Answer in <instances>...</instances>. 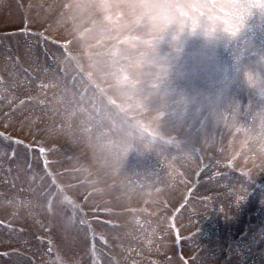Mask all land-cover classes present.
I'll return each instance as SVG.
<instances>
[{"label": "rangeland", "instance_id": "rangeland-1", "mask_svg": "<svg viewBox=\"0 0 264 264\" xmlns=\"http://www.w3.org/2000/svg\"><path fill=\"white\" fill-rule=\"evenodd\" d=\"M90 1L92 2V0ZM145 2L148 5H159L155 1ZM91 5L88 2H84L83 4L75 3L73 5H64V3L60 1L57 2L56 0H50L47 2L44 0H0V79L1 83H6V85L3 84V86H5V90L12 88L10 87V75L16 81L17 85L21 81L25 82L26 76L28 77L29 73V77L30 75L33 76L34 73L35 75H38V73L42 74V72L44 75L48 73V75L54 77L57 76L58 78L60 76L57 72H62L64 75V77L60 79L61 83H58L57 86L50 85L48 89L49 91L46 94L41 93V91H34V93L33 91H31L32 93L26 91L27 93H24L22 96L24 97L23 99L20 98L19 101L13 102V105L19 103V107H10L7 113H4V110L2 115H0V124H2L1 121L4 120V126L13 131L10 135L6 132L7 129L4 130L5 128L0 126V136L2 135L4 137H8L10 142L12 141L10 144L11 153H9L8 156H5V153L3 152V143L0 142V160L5 157L11 158L13 156L15 167L18 169L20 176L25 177L27 184L33 186L34 183L38 189H49L53 186L54 181L57 182L62 177H66L64 179L66 184H69V181L80 178L81 176L73 174L74 171L78 170V167L82 164H85L82 161L89 160V158L92 157L91 155L95 154L93 152H89L90 149L92 150L91 145L94 142V138L90 136V133L78 130L81 125V119L75 120V118L79 116L76 111L85 110L86 114H88L91 118L94 117L95 111L96 113L103 115L102 113H104L106 109H108L105 112L106 115L112 114L111 112H113V110H115V112H113L115 115H118L120 112L124 115L122 108L117 102H115V104L112 103L114 107L110 108L109 105H107L104 100L96 96L94 92L103 91L102 84L107 82L105 76L101 73L102 71L100 67L96 70L92 68L97 65L94 57L98 54H94L93 52L88 53V51H86V54H81L84 56L86 64H88V61L95 62L92 67L90 66V69L87 70H91L92 74L88 77V84L81 78L82 76L75 75L73 72L74 67L71 65L72 62H70V56L67 54L65 55V53L68 52L71 55V59H73L74 64L76 61L78 62L77 57H79L80 60H83L78 55L81 52H72L69 50L66 39L69 40V37L72 36L71 34L76 32L79 28H84L85 20L89 18L88 10L91 8ZM54 6H57L60 10L53 15L51 11ZM130 9L132 10V8ZM116 11L117 13L119 12L118 7H116ZM134 16V12L124 10L123 19L121 20V17L118 21V23H120L119 27L121 26L120 32L117 33L128 32L127 25L129 22L130 26L132 23H135L133 22ZM105 18H108V15H105L104 19ZM219 25L222 24L219 23ZM204 31H196L195 43L197 45L198 52L203 55L206 54L214 62L217 53V49L215 50L214 48L219 40L218 34L215 33L212 39L210 32H206V30ZM222 33L223 46L226 41L227 43H233L236 41V37L232 36L231 33ZM254 46L255 48H259L256 44ZM48 59L52 62V66L55 68L50 67V71L46 73V69H48V67H46L44 63L47 62ZM116 59L118 60V58ZM9 61H11V64ZM138 61L139 58L135 59V62ZM75 65L76 68H78L77 65L80 67L79 64ZM245 66V73L241 78V85L245 88L247 87V90L254 89L255 85L260 83L261 78L264 77V66L257 62L254 64L253 62H251V64L246 63ZM8 71H11L12 73L9 75V73H7ZM95 72L97 73L96 75L94 74ZM249 75L252 78L251 81H249ZM228 81L229 79L226 80V83ZM13 85L15 86L14 83ZM87 86H90L88 91ZM32 88L33 90L35 89L34 85H32ZM24 89L18 87V89H15V93L18 94L20 91L24 92ZM248 91L253 93L252 90ZM78 92L80 94L81 103L78 102V95H76ZM243 92H246V90L243 89ZM51 96H55V98L52 99ZM116 97L118 98V95ZM207 108L217 110L218 107H216L214 103H208ZM0 111L2 110L0 109ZM33 112L35 114L37 113L39 117L33 116ZM91 121L89 120L87 124H89V122L92 124V126H89L88 128H90V131L92 130L93 133L94 126H96V124ZM213 132L214 129L208 132V137L211 138L209 141H212V146H217V139L213 137ZM202 137L203 136H201L200 142L203 141ZM1 140L2 139L0 138V141ZM230 140L231 139L229 137L226 141L224 140L221 142V144L224 145L225 143L226 145H229L231 144ZM232 145L234 146V144ZM93 146L94 145H92V147ZM114 146L115 145L109 143H104L102 149L112 148ZM234 148L235 146L233 149ZM240 148V144L236 145V151ZM115 153H119V150L115 151ZM94 157H96V155H94ZM113 173H115V170ZM116 174L117 176H121L120 173L116 172ZM221 182L225 183L224 181ZM231 182L233 181H230V183ZM61 184H63V180L61 181ZM110 184L111 182L108 184V187ZM213 184L215 183L211 182L208 186L211 187ZM63 185L65 186V184ZM229 185L231 186L232 183ZM69 186V188L74 191L72 185L69 184ZM221 188L222 187L220 186L216 187L219 191H221ZM64 189H68V187ZM135 189V186L131 187L132 191H135ZM52 190L51 191L53 193L50 194L52 197L50 202L51 205L49 204L50 207L48 208V205L46 204L47 208L44 212L42 210V206L40 207V220L43 218L44 227L48 229V232L52 234V237H58V240L60 241L58 244L61 245L60 249H63L65 252L74 256L76 248L85 244V239H87V241L89 240V235L84 232L82 223L75 222V214H77V217H79V219H81L84 223V221L91 219L87 211L88 208L82 211V215L81 213L78 214V210L76 209L70 211L71 209L69 204H63L62 200L64 194L54 188H52ZM83 190L79 192L80 195L83 194ZM120 190V188H114L112 190L111 197L113 198L116 196L118 205L122 208L124 200L126 201V204H128L127 199L129 196H124V192ZM66 194L69 195V192ZM107 196H109V194H107ZM241 197L242 196H239V198H237V196L229 197L228 195H223L222 199H216L213 201L209 207H215V214L210 223L211 227L204 224L203 228L198 230V233L201 231L206 232L207 230H209L210 233H214L215 230H217V233L214 235L215 237L208 243H204V246L206 247L207 245L214 243L219 249L218 252L223 255L224 259L229 258L226 250L231 252V255L232 251H236L233 245L226 248V232L230 235L237 232L239 223L236 224L235 218H242L244 217V214L248 213L247 210H251L249 202L240 200ZM108 200H110V198H108ZM129 201L130 204L135 202L132 198H130ZM162 201L163 200L161 198L157 199V203H162ZM61 207H67L68 210L66 208V212L64 213V208ZM105 207H107L106 200L104 196H101L99 199L94 201L91 208L89 207V212L90 210H97L101 213L102 210L104 211L107 209ZM263 210L264 208H262V211L259 213L263 214ZM218 212L220 213L217 214ZM113 215H107L105 217L107 219L110 216V222L104 221V219L102 221L105 225L104 232L106 235L104 241L107 243V251L112 249V244L110 245L112 239L111 236L121 235V232H119L118 229L121 227L119 224L122 218L119 219V215L116 216L117 219L115 218L113 221ZM251 220H253V216L248 219V222L243 225V227L240 228V231L242 234L245 231H250V238L247 239L246 244L251 245V242L254 243V253L256 254L260 252L257 250L261 248V243L256 236L257 234L261 235L263 232L261 226L264 224L262 223L264 222V217L260 218L262 225L252 223ZM180 237L191 241L190 245L188 243H182L184 248L180 253L186 258L183 260L177 256V247L179 246L176 245V242L172 244V239L169 236L168 241H165V246L163 248L166 253H169V256L167 257L169 258V261H171L170 264H186V260H188L190 264H193L195 263V258L203 260L210 254L206 248H197L194 246L196 244L194 241L195 237L192 235L186 233L184 237L183 234H181ZM91 238L94 240L93 237ZM176 238L179 239L178 236ZM261 251L262 254L258 253L260 257L259 262H264V250ZM233 257L234 256L232 255L231 258ZM233 261L235 264L240 263L235 257ZM240 261L245 262V258L241 257ZM217 262H214L213 259L212 261L210 259H206V264H217ZM116 263L117 262L114 261V264ZM244 264H246V262Z\"/></svg>", "mask_w": 264, "mask_h": 264}, {"label": "trees", "instance_id": "trees-1", "mask_svg": "<svg viewBox=\"0 0 264 264\" xmlns=\"http://www.w3.org/2000/svg\"><path fill=\"white\" fill-rule=\"evenodd\" d=\"M111 1H118L120 4L126 2V6L129 7V12L135 13L133 19V22L135 23L131 22L132 25L130 26L129 22L127 25L128 31H135L140 36L145 38L142 45L145 46L144 52L146 60L151 59V56L158 57L156 61L159 65V68L155 71V66L147 65V77L141 76L142 80L136 79L134 81L135 85H138L140 88L143 87L144 91L149 90L153 94L150 96V106L154 108V112L159 111V115L156 120L162 121L164 126L169 125V128L171 130L173 129L175 132L180 131L177 128H184V133L180 135L186 134L185 137L188 139V137L191 136V129L185 124H190L191 122L188 121L187 118L190 115H193L194 118H197L198 115H203L202 112L204 111V108L201 104L203 98L200 95V91L198 92L197 83L192 82L190 84L191 92L186 89L185 85L183 86L181 83L175 84L178 77L186 78V74L188 75L191 71L184 69V63L186 62V59L182 58L181 56L182 54L180 47L182 44L180 40H182V38H180L181 33L177 30L178 24L172 23L167 15H151V10L149 8L151 5H148L145 2L155 1L158 4H164L171 2V0H124V2H122L123 0ZM130 8H132V10ZM106 34L111 36L114 35V32L113 30H110L106 31ZM164 46H168L170 50L175 51V55H172L168 58L164 56V53H162L163 55L159 54L161 52L160 48ZM162 61H164V64ZM168 68H172L175 71L173 72ZM180 69L183 70L181 71ZM194 69L199 72L196 67ZM192 73L194 74L195 70H193ZM141 83H144L145 88L141 85ZM139 87H137V89H139L138 91L143 92ZM204 98L207 99V95L204 94ZM150 113L153 114V111ZM181 119L184 121L180 124L181 121L178 120ZM198 122L200 123V121ZM216 128L217 127L215 126L214 129ZM193 135L195 134L193 133ZM198 139L200 140L201 138L199 137ZM202 142L204 143V147L211 148V143L207 138H204ZM194 143L197 144L199 141L194 140ZM190 152L191 155H193L192 148L189 149L188 153ZM156 155L157 154L150 152L149 154L143 156V160L147 162V169L150 171L149 181L151 180V183H148L147 186L144 185V188L148 187L149 189H152L155 184H159L161 182L169 185L167 186L168 188L174 187L172 185L174 184V181L171 182L170 180H163L166 178L163 175L164 169H167V171L170 170L167 167L164 169L161 167L165 164V162H167L168 165L173 166L174 163H178V161L175 159L174 153L165 150L162 151V155H157L159 158H156ZM156 162H158L159 165L156 164ZM171 174L172 171H170L168 175ZM14 179V176L12 173H9L8 170L4 169L3 172L0 173V183L7 188V191L5 192V197H7V199L0 203V264H52V256L50 257L48 254H46L47 252L45 250V244H43V242L39 239V236L33 234L35 231L37 232V229L39 226L41 227V225L37 224L38 219L37 215H35L37 213V209L34 210L35 204L32 205V193L27 188L16 186V183L13 182ZM192 183L194 184V182ZM23 213H26V217L22 219L23 226H27L28 231L26 235L16 228L15 230H12L7 227L5 229V227L1 226V221L6 223H15V221L19 219L18 216L22 215ZM196 219L199 220V218H194L192 224H195L194 220ZM135 244H139L138 240L135 241ZM133 247L128 246L123 249L124 253L127 254L126 260L128 261H131V258L128 256V254L131 252ZM140 249H143V246H141Z\"/></svg>", "mask_w": 264, "mask_h": 264}, {"label": "clouds", "instance_id": "clouds-1", "mask_svg": "<svg viewBox=\"0 0 264 264\" xmlns=\"http://www.w3.org/2000/svg\"><path fill=\"white\" fill-rule=\"evenodd\" d=\"M208 7L201 0H171L169 3L149 6L151 15H167L172 23L189 28L199 22L202 29H206L209 23Z\"/></svg>", "mask_w": 264, "mask_h": 264}, {"label": "snow or ice", "instance_id": "snow-or-ice-1", "mask_svg": "<svg viewBox=\"0 0 264 264\" xmlns=\"http://www.w3.org/2000/svg\"><path fill=\"white\" fill-rule=\"evenodd\" d=\"M201 2L209 6L207 8L209 21L215 18H219L220 16H224L233 21L236 26L234 31H238V21L242 20L243 18V9L235 2V0H229V2L225 3H217L215 2V0H212V2H209V0H201ZM201 11L203 12V10ZM248 78L249 81H251L252 78L250 75ZM259 93L261 96H264V77H262L260 80Z\"/></svg>", "mask_w": 264, "mask_h": 264}]
</instances>
